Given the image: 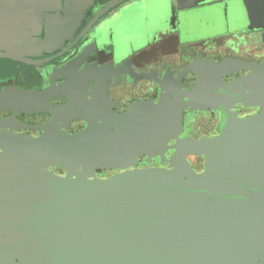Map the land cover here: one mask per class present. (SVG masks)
Here are the masks:
<instances>
[{
  "label": "water",
  "instance_id": "1",
  "mask_svg": "<svg viewBox=\"0 0 264 264\" xmlns=\"http://www.w3.org/2000/svg\"><path fill=\"white\" fill-rule=\"evenodd\" d=\"M258 1L254 28H264ZM202 69L192 89L156 105L137 102L118 114L93 102L100 122L74 135L0 136L12 153L0 155V264H264V67L230 83L222 75L241 64ZM236 104L260 110L239 119ZM198 105L220 110L224 130L234 131L212 149L216 160L202 175L187 164L105 182L40 171L110 169L159 155L181 131V110Z\"/></svg>",
  "mask_w": 264,
  "mask_h": 264
},
{
  "label": "flooded vegetation",
  "instance_id": "2",
  "mask_svg": "<svg viewBox=\"0 0 264 264\" xmlns=\"http://www.w3.org/2000/svg\"><path fill=\"white\" fill-rule=\"evenodd\" d=\"M261 10L258 0H0V93L8 99L0 103V136L74 135L89 120L100 122L98 104L120 114L192 89L205 63L241 64L222 75L226 83L245 77L249 67H264V28H254ZM259 110L236 104L231 112L246 119ZM180 113L176 144L139 157L134 170L170 173L187 164L195 175L208 172L212 149L234 131L224 130L220 110L198 105ZM0 155L12 153L0 148ZM81 170L108 169L40 171L88 181Z\"/></svg>",
  "mask_w": 264,
  "mask_h": 264
},
{
  "label": "rangeland",
  "instance_id": "3",
  "mask_svg": "<svg viewBox=\"0 0 264 264\" xmlns=\"http://www.w3.org/2000/svg\"><path fill=\"white\" fill-rule=\"evenodd\" d=\"M47 30H49L48 33H49V35H51L53 33V31L55 30V28L51 27L50 29H47ZM2 65L3 64H1V66ZM23 95L24 94H20V96L18 95L17 99H20L21 97H23ZM6 96H7L6 94H3V93L1 94L0 93V103L3 100L4 101L8 100V99H6ZM180 129L183 130L182 127ZM177 140H178V137H176V136L171 138L165 144L164 148L173 147L176 144ZM134 165H136V162H135ZM187 166L190 167L189 165H187ZM81 171L85 173V178L89 179L88 181L105 182V181H108V180L112 179L113 177L121 176V175L123 176L125 174H130V173L135 172L136 170H134V166L133 165H130V166H125V167H115V168H112L110 170L108 169L106 171H103L102 173H98V174H96V173H94L92 171H89V172H85V170H81ZM173 172H174V170H172L170 173H173Z\"/></svg>",
  "mask_w": 264,
  "mask_h": 264
}]
</instances>
